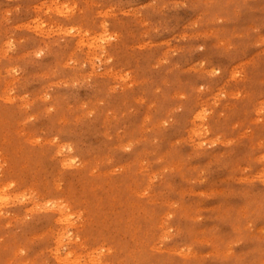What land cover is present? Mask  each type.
<instances>
[{"label": "rangeland", "instance_id": "rangeland-1", "mask_svg": "<svg viewBox=\"0 0 264 264\" xmlns=\"http://www.w3.org/2000/svg\"><path fill=\"white\" fill-rule=\"evenodd\" d=\"M1 187L0 264H264V0H0Z\"/></svg>", "mask_w": 264, "mask_h": 264}, {"label": "bare ground", "instance_id": "bare-ground-1", "mask_svg": "<svg viewBox=\"0 0 264 264\" xmlns=\"http://www.w3.org/2000/svg\"><path fill=\"white\" fill-rule=\"evenodd\" d=\"M7 186H8V185H7ZM6 188H8V187H6ZM0 189H2V187H1ZM9 189H10V188H9ZM5 192H6V191H5ZM5 192H4V193H5ZM2 193H3V190H2ZM4 193H3V194H4ZM5 195H6V194H4V196L2 195V196H3V200H5L4 197H5V198L8 197V196L6 197ZM10 199H11V197H10ZM7 200H8V198H7ZM7 200H6V201H7ZM35 205H36V204H35ZM60 214H61V212H60ZM60 217H61V216H60ZM61 218H62V217H61ZM62 219H63V218H62ZM67 219L69 220V218H66V219H63V220L67 221ZM63 220H62V221H63ZM58 221L61 222V219L59 218ZM62 223L65 224V222H62ZM66 225H67V224H66ZM73 225H74V224H73ZM67 226H68V225H67ZM64 229H65V228H64ZM66 229H67V228H66ZM64 231H65V230H64ZM66 231H67V230H66ZM66 231H65V232H66ZM58 234H59V233H58ZM60 234H63V233L60 232ZM65 234H67V233H65ZM72 235H73V234H72ZM72 235H71V236H72ZM57 236H58V235H57ZM61 236H62V235H60V236H58V237L60 238ZM58 237H57V238H58ZM69 237H70V236H69ZM57 238H56V239H57ZM62 238H63V236H62ZM70 238H71V237H70ZM70 238H69V240H70ZM63 239H64V238H63ZM63 239H61V241H62ZM58 240H59V239H58ZM72 240H73V239L71 238L70 241H72ZM59 241H60V240H59ZM68 243H69V242H68ZM68 245H69V244H68ZM77 251H78V250H77ZM70 253L72 254V251H71ZM67 254H68V252H67ZM75 254H76V253H75ZM75 254H74V255H75ZM77 254H78V252H77ZM69 255H70V254H69ZM58 257H59V256H58ZM69 257H70V256H69ZM69 257H68V258H69ZM74 257H75V256H74ZM76 257H77V256H76ZM79 257H81V255L78 256L77 259H78ZM65 258H66V257H65ZM70 259H71V257H70ZM70 259H69V260H70ZM72 259H73V258H72ZM72 259H71V262H72L73 260L75 261V258H74L73 260H72ZM77 259H76V262H77ZM79 259H80V258H79ZM79 259H78V261H79ZM93 259H94V258H93ZM66 260H67V259H66ZM74 261H73V262H74ZM80 261H81V260H80ZM71 262H70V263H71ZM76 262H74V263H76ZM91 262L93 263V261H91ZM67 263H68V262H67ZM80 263H81V262H80ZM80 263H79V264H80ZM85 263H86V262H85ZM92 263H90V264H92ZM71 264H72V263H71ZM81 264H82V263H81Z\"/></svg>", "mask_w": 264, "mask_h": 264}]
</instances>
